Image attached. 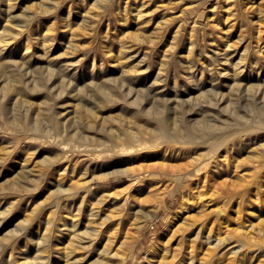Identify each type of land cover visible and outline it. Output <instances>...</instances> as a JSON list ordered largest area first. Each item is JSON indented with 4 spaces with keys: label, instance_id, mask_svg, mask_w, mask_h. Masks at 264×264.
Listing matches in <instances>:
<instances>
[{
    "label": "rangeland",
    "instance_id": "1",
    "mask_svg": "<svg viewBox=\"0 0 264 264\" xmlns=\"http://www.w3.org/2000/svg\"><path fill=\"white\" fill-rule=\"evenodd\" d=\"M263 111L264 0H0V264H264Z\"/></svg>",
    "mask_w": 264,
    "mask_h": 264
},
{
    "label": "bare ground",
    "instance_id": "2",
    "mask_svg": "<svg viewBox=\"0 0 264 264\" xmlns=\"http://www.w3.org/2000/svg\"><path fill=\"white\" fill-rule=\"evenodd\" d=\"M103 90V89H102ZM104 92V91H103ZM9 93V92H8ZM206 98H208L207 96H206ZM262 102V101H261ZM264 112V111H263ZM257 114V113H256ZM254 115V114H253ZM257 118V117H256ZM252 121V120H251ZM54 122H55V120H54ZM246 123V122H245ZM250 123V122H249ZM259 123V122H258ZM208 124V123H207ZM243 124V123H242ZM261 124V123H260ZM239 125V124H238ZM256 125V124H255ZM60 126V125H59ZM240 126V125H239ZM246 126V125H245ZM49 127V126H48ZM248 128V127H247ZM166 129V128H165ZM174 130V129H173ZM245 130V129H244ZM160 131H162L161 129H160ZM63 132V131H62ZM240 132V131H239ZM77 133V132H76ZM164 133V132H163ZM172 133V132H171ZM171 133H169V134H171ZM216 134V133H215ZM175 135V134H174ZM179 137V136H178ZM195 137V136H194ZM47 138V137H46ZM54 138V137H53Z\"/></svg>",
    "mask_w": 264,
    "mask_h": 264
}]
</instances>
